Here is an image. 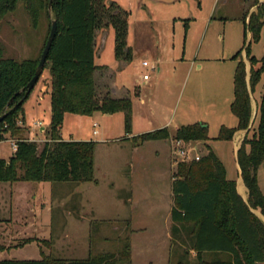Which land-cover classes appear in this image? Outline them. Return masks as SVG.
<instances>
[{"label":"rangeland","instance_id":"374dc122","mask_svg":"<svg viewBox=\"0 0 264 264\" xmlns=\"http://www.w3.org/2000/svg\"><path fill=\"white\" fill-rule=\"evenodd\" d=\"M105 1L114 3L128 14L126 42L131 48V59H115L114 32L110 26L95 32L94 61L102 68L93 75L98 95L103 96L106 91L110 94L112 82L115 89H124L118 91L116 97H129L132 101L133 135L162 128L174 134L181 126L198 122L207 124L210 138L207 144L222 162L226 179L237 182L235 141H220L216 137L220 126L236 128L238 124L231 112V104L238 62L234 56L243 47L244 26L216 19L217 0H178L176 3L174 0ZM49 29L50 24L44 15L33 27L22 5H18L13 13L0 19V48L5 57L38 61ZM246 39L250 37L246 35ZM263 55L264 24L258 39L252 40L249 47L250 57L260 60ZM143 62L149 66L143 67ZM151 66L155 70L152 71ZM49 68L47 63L24 104L26 123L40 121L45 129L43 134L36 133L35 143L39 150L48 140L50 124L51 114L46 105L50 92ZM245 70L248 82L250 69L246 64ZM144 75H148L149 80L143 81ZM263 85L264 74L254 93L250 94L253 97L250 102L252 115L257 111ZM94 125H98L95 135ZM257 125L258 114L247 139L252 137ZM125 134L122 114L65 115L61 130L63 140L98 143L108 138L116 141L94 151L96 183L30 184L31 192L23 196L19 208L28 207L35 211L34 215L31 213V217H27L29 224L34 226L20 227L18 234L12 235L11 239L0 231V261L39 260L41 257L84 260L102 254H119L124 246L131 247L132 240L135 258L131 261L130 250V262L144 264L145 259L136 254L138 247L135 246H140V240L149 234L131 236L125 222L128 210L123 202L131 148L126 142L118 141ZM23 135L29 139L28 128ZM241 142H237V147L240 148ZM172 143L171 138L159 145L147 142L141 151L150 164L161 166L164 175L155 181L164 190H167L169 181V175L165 173L169 165L175 178L177 165L189 162L176 156ZM157 146L161 148L159 156L154 153ZM198 146L196 153L201 157L204 149L201 144ZM196 153L191 152V156ZM11 155L10 143L1 142L0 158L7 160ZM257 182L264 196V161L257 170ZM3 204L7 208V201ZM159 239L163 241L164 237ZM172 251L177 252V249ZM120 264L127 262L121 261Z\"/></svg>","mask_w":264,"mask_h":264},{"label":"trees","instance_id":"16d2710c","mask_svg":"<svg viewBox=\"0 0 264 264\" xmlns=\"http://www.w3.org/2000/svg\"><path fill=\"white\" fill-rule=\"evenodd\" d=\"M48 2L0 0V19L22 5L33 27L37 26L43 15L51 27ZM52 19L56 22V35L45 63V66L50 64L51 115L48 140L41 150L35 142H27L23 135L27 128L23 106L32 91L27 97H24L25 91L16 95L33 77L39 60L18 61L5 57L0 48V116L14 97L0 122V143L9 138L17 140L16 152L7 160L0 158V183H96V143L63 140L61 130L66 114L81 117H90L94 112L122 114L125 135L131 134V99L113 98L107 91L99 96L93 79L94 73L102 69L94 61V37L100 28L110 26L113 29L115 59H131V50L126 45L128 14L114 3L107 4L105 0H54ZM263 24V8H259L257 14L250 15L247 23L243 19L244 40L243 47L234 56L238 62L231 104V112L238 124L236 128L220 126L217 140L232 141L237 131H245L249 127L252 115L250 94L254 93L264 74V55L260 60L250 57L249 47L252 40L258 39ZM247 34L250 37L248 42ZM242 52L250 65L248 82L245 63L241 57L239 59ZM257 114L258 125L250 139L246 135L242 140L237 162L247 189V204L251 210L264 217V196L257 182V170L264 161V85ZM18 121L23 126H18ZM169 138L168 129L162 128L138 135L130 141L134 146H140L145 142ZM172 140L186 144L206 143L210 140L208 125L198 122L181 126L175 130ZM172 195L171 221L179 225H191L195 258L201 264L205 252L228 256L225 261L216 260L209 264L264 263V223L238 195L235 181L226 179L222 162L209 147L198 161L177 165ZM129 251L130 247L126 245L119 254H102L84 260L41 257L39 260H2L0 264H120L121 261L131 264Z\"/></svg>","mask_w":264,"mask_h":264},{"label":"crops","instance_id":"0c3cea01","mask_svg":"<svg viewBox=\"0 0 264 264\" xmlns=\"http://www.w3.org/2000/svg\"><path fill=\"white\" fill-rule=\"evenodd\" d=\"M156 2L161 3L162 1ZM176 2H178V0L173 1V3ZM263 4L264 0H217L214 10L217 9L216 19L220 21H234L243 25V19L245 18V22L247 23L250 15L257 14L259 8H263ZM247 37H249V34H247ZM247 41L249 40L247 39ZM242 60L249 70L250 65L244 52H242ZM120 90L124 91V89H115L112 82L109 88V95L113 98H118L116 96H119L118 91ZM261 90H263V86ZM250 99H253L252 95H250ZM46 105L50 111V96ZM28 125L29 124H27V126ZM138 135L130 134L118 140L126 142L131 148V157L127 164L128 181L125 183L126 194L123 202L125 209L128 210V219L125 220V222H127V225L130 228L129 231L131 236L139 233L146 235L149 234L148 237H144L140 240V246H135L138 247L136 254L145 259L144 264H201V262L197 261L195 258L196 253L193 249V230L191 225L175 224L170 218L171 209L173 207L172 182L174 181V178L172 177V167L169 165L166 169L167 172L165 171V173L169 175V181L167 190L166 188L164 190L157 184V181H155L158 178H162L164 175L161 166L150 164L141 152L143 145L147 142L140 146H134L130 141V139ZM173 135L174 134H170L171 139L173 138ZM246 135L247 133H245V131H237L234 134L232 139V141H235L234 148L237 146V142L239 144V142L242 141ZM114 141L116 140H110L108 138L102 139L100 142H96L94 151H96L97 148L105 147V145H109ZM163 141L165 140L151 142H155L156 145H159V143ZM208 142H193L188 145H194L197 149L200 147L198 145L201 144L204 149L203 155H205L207 153V147L211 149V147L207 144ZM160 149L158 146L154 149L156 156L160 155ZM94 168H96V164H94ZM150 181L155 182L150 184ZM235 183L238 195L241 198H247V189L245 188L242 180L238 178ZM30 184L38 185L36 183L27 182L0 183V231L4 233L3 236H9V239L12 238V235L18 234L20 227L27 228L33 225L32 223L29 224L30 219L28 218V220L27 217H31V213L34 215L35 211L28 207L19 208L21 201H23V196L31 192L32 186ZM5 201H7V208L4 207L3 204ZM24 208L27 211H25ZM135 218H138L139 221ZM160 234H162V236ZM160 237H164V240L160 241ZM133 245L134 244L131 240V261H133V257L135 258ZM169 246L171 247L169 248ZM173 248L177 249V252H173ZM12 250L14 249H11L10 251ZM227 259L228 256L226 254L205 252L202 254L201 261L203 264H209L212 261H225ZM160 261L162 263H160Z\"/></svg>","mask_w":264,"mask_h":264},{"label":"water","instance_id":"95a60500","mask_svg":"<svg viewBox=\"0 0 264 264\" xmlns=\"http://www.w3.org/2000/svg\"><path fill=\"white\" fill-rule=\"evenodd\" d=\"M53 1L54 0H49V2H48L47 11H48V17L51 20V27H50V31H49L47 40H46L45 45L43 47V50L41 52L35 73H34L33 77L31 78V80L28 82V84L25 86V88L22 89L21 91H19L16 95H19L21 92L25 91L24 97H27L29 95V93L33 90L35 85L37 84V82H38V80H39V78L43 72V69H44V66H45V63H46L52 42H53L55 35H56V22H55V20L52 19V2ZM13 99H14V97L10 99L7 106L4 108V113L0 116V122L4 119L5 111L7 110L8 106L12 103ZM255 115H256V112H254V114L252 115L249 127L247 128V130H245V133L249 132V130H250V128L254 122ZM238 150H239V147L236 146L234 148V159H235L236 167H237V170L239 173V178L242 180L241 170H240L239 164L237 162ZM242 200L245 203V205L247 206V208H249V206L247 204V198H242ZM249 210L253 214H255L264 223V217H262L260 214L256 213L255 211L251 210L250 208H249Z\"/></svg>","mask_w":264,"mask_h":264},{"label":"built area","instance_id":"2783aa9c","mask_svg":"<svg viewBox=\"0 0 264 264\" xmlns=\"http://www.w3.org/2000/svg\"><path fill=\"white\" fill-rule=\"evenodd\" d=\"M143 67H148L147 62L142 63ZM151 70H155L154 67L151 66ZM143 81H147L149 79L148 75L143 76ZM18 126H23V124L18 121L17 122ZM97 127L98 125H94V131L93 134H97ZM28 131H29V139H26L27 142H36V133L38 134H43L44 128L42 127V123L40 121L32 122L27 126ZM10 143L12 153H15L17 150V140L16 139H11L9 138L7 140ZM173 149L175 151L176 156L182 160V161H198L200 159V156L198 155L197 149L192 148V146L182 142V141H173L172 143ZM191 152L196 153L195 156H191Z\"/></svg>","mask_w":264,"mask_h":264}]
</instances>
